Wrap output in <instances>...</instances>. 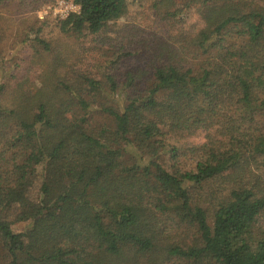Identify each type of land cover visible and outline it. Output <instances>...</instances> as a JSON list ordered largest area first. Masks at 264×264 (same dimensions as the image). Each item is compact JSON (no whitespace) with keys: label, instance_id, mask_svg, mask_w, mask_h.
<instances>
[{"label":"trees","instance_id":"trees-1","mask_svg":"<svg viewBox=\"0 0 264 264\" xmlns=\"http://www.w3.org/2000/svg\"><path fill=\"white\" fill-rule=\"evenodd\" d=\"M65 1L0 75V264H264V0ZM133 3L163 31L89 67Z\"/></svg>","mask_w":264,"mask_h":264},{"label":"rangeland","instance_id":"rangeland-1","mask_svg":"<svg viewBox=\"0 0 264 264\" xmlns=\"http://www.w3.org/2000/svg\"><path fill=\"white\" fill-rule=\"evenodd\" d=\"M61 2L72 4L65 0H12L5 6L0 30L7 28V32H5L4 41L0 44V75L10 72L13 69L12 65L20 58V39L23 37L22 33L29 22H34L37 27L44 26L43 37L47 40L71 41L62 37L59 32L58 23L66 18L64 17L65 14H63L65 8L60 6ZM137 4H131L127 18L113 24L109 31L104 34V37L96 40L89 37V39L84 41L89 50V54H87L88 66L92 62L99 60V50L102 46L109 48L111 43L113 45H126L129 41L136 40L140 36L149 37L152 33H161L163 31L155 19L154 13L150 10L151 7L147 4L145 8H142ZM186 22L188 23L186 27L192 31L201 27L203 24L202 12L198 10L192 11L186 18ZM83 68L88 69V67ZM38 73L39 70L36 69L33 75V85L32 87L29 86L28 89L33 90L37 85ZM39 187L40 180L34 178L31 184V191L36 192ZM13 229L19 233H23L26 230L23 223L14 225Z\"/></svg>","mask_w":264,"mask_h":264},{"label":"built area","instance_id":"built-area-1","mask_svg":"<svg viewBox=\"0 0 264 264\" xmlns=\"http://www.w3.org/2000/svg\"><path fill=\"white\" fill-rule=\"evenodd\" d=\"M60 6L62 8H65V11L63 12V14H65L64 17H67L70 13H74V12H78L79 11V7L75 6L73 4H68V3H65V2H61Z\"/></svg>","mask_w":264,"mask_h":264}]
</instances>
